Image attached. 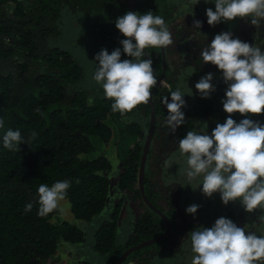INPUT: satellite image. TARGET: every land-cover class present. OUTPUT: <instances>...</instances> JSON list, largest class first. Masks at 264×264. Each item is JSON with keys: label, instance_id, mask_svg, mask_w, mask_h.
Instances as JSON below:
<instances>
[{"label": "trees", "instance_id": "obj_1", "mask_svg": "<svg viewBox=\"0 0 264 264\" xmlns=\"http://www.w3.org/2000/svg\"><path fill=\"white\" fill-rule=\"evenodd\" d=\"M130 8L140 14L151 11L167 25L180 13L173 0H0V119L4 121V128H0V264H48L67 255L75 264H95V260L76 262V258L84 255L67 251L83 243L85 231L91 227L89 244L96 253L93 258H102L99 264H115L128 248L165 233L166 223L145 205L138 185L150 104L142 103L123 116L112 112L113 101L104 96L103 89L86 87L80 60L57 44L62 33L61 16L66 10L91 18L94 33L100 41L108 43L109 53L120 48L121 60L131 59L123 53L120 44L126 37L115 27L117 18ZM192 9L191 27H194L193 21H200L201 15L195 7ZM171 33L173 44L145 49L143 57L152 59L157 78L150 98L155 109L150 145L151 148L154 144V148L146 171L149 148L144 171V194L155 209L159 208L155 202L160 193L166 194L165 184L171 176L164 184L156 169L159 156L170 146H177L193 130L195 121H210L213 114L225 112L221 101L227 85L221 71L203 62L194 50V37L189 36L192 42L188 44L185 34L179 40L177 33ZM169 49L178 62L184 52H194L189 53L190 61L181 64L196 66L192 70L196 79L180 87L184 94L186 87L193 92L190 97H183L186 106L181 109L188 123L178 127L175 133L165 125L168 110L161 101L168 96L171 102L170 92L187 80L182 75L186 69L182 73L171 70ZM208 73L214 74L211 83L216 90L210 97L201 98L195 84ZM159 81H164L168 88ZM233 114L236 118L243 116L238 112ZM9 128L21 132L24 144L19 145V151L3 147L2 137ZM115 145L119 151L126 147L128 152L123 161L115 159L113 167L112 161L101 153L113 150L118 157ZM112 171H116L117 190L139 199L146 210L127 222L131 232L123 234L120 242L117 233L121 204L106 211ZM62 180L70 181L66 199L61 201L67 206L66 212L59 206L48 216H39V185L51 186ZM29 203L32 209L26 212ZM221 208L222 217L231 219L234 214L231 207L227 204ZM175 224L170 221V225ZM171 227L159 241L162 245L179 235L178 226ZM144 248L129 254L122 264H145V258H133Z\"/></svg>", "mask_w": 264, "mask_h": 264}, {"label": "clouds", "instance_id": "obj_2", "mask_svg": "<svg viewBox=\"0 0 264 264\" xmlns=\"http://www.w3.org/2000/svg\"><path fill=\"white\" fill-rule=\"evenodd\" d=\"M214 3L215 11L206 9L210 26L236 18H250V23L257 26L264 20V0H214ZM193 26L199 29L202 22L194 20ZM115 27L126 37L120 44L123 53L131 59L121 60L120 48L111 53L102 49L95 56L97 66L93 79L102 87L104 96L113 101L112 112L123 116L138 105L147 104L151 89L157 85L153 61L143 58L144 50L167 48L173 44V39L165 20L151 11L145 14L128 11L117 18ZM200 58L205 64L217 66L222 73L227 88L221 102L226 113L238 112L245 117L264 113V51L261 48L233 38L231 32H221L201 50ZM213 75L208 73L195 84L201 98L210 97L216 90L211 83ZM159 83L163 85L164 81ZM170 96L171 102L168 96L161 102L168 110L165 125L175 133L186 122L181 110L186 101L180 87L171 91ZM0 128H4L2 119ZM2 141L3 147L10 151H19V145L24 144L20 130L11 128L6 130ZM179 152L186 157L183 172L189 184L195 181V189L199 188L206 197L219 193L224 205L240 201L247 212L258 207L264 210V124L250 118L237 123L229 115L223 124L217 123L211 135L195 129L188 131L179 140ZM69 187L68 180L57 181L51 186L40 184L38 215L46 217L57 210L60 202L66 199ZM199 207L190 205L186 213L194 216ZM31 209V203L25 206L26 212ZM259 220L264 223V215ZM188 236L194 254L191 264L264 261V235L253 231L246 234L245 228L225 217L218 218L210 228L191 231Z\"/></svg>", "mask_w": 264, "mask_h": 264}, {"label": "rangeland", "instance_id": "obj_3", "mask_svg": "<svg viewBox=\"0 0 264 264\" xmlns=\"http://www.w3.org/2000/svg\"><path fill=\"white\" fill-rule=\"evenodd\" d=\"M196 3L197 0H173V4L175 5L178 13H180L179 17L167 26L170 32L175 29V33L179 35V40H182V35L185 34L184 38L185 40H188L189 44L192 42L191 38L194 37V40L196 41V44L193 45L196 47L194 50L198 51L200 54L201 50L211 43L215 35L221 32H231L233 34V38H239L241 41L247 42L255 47H259L262 51H264V20H261L260 24L257 26H253L250 23V18H236L232 21L222 22L215 26H210L207 23L206 9L212 8L213 11H215L214 0H208L207 3L205 0H199V2L197 4ZM193 7H195L198 10V13L201 15L200 21L202 22V26L199 29L191 27V13L193 12ZM182 13L183 15H180ZM60 24L62 33L59 40L57 41V44L80 60L84 72V81L87 83L86 87H97L102 89V87L98 85L93 79L94 71L97 66L95 56L102 49H104V45L108 47L107 50L109 52L108 43L102 42L97 38L93 31L91 18H88L80 13L74 14L65 10L61 16ZM190 35L191 38H189ZM188 52L194 54V52ZM189 53L184 52L178 62L175 53L170 49L168 51V58L172 62L171 70L176 71L178 69L181 70L180 73H182V70L186 69L185 72L183 71L182 75L186 78L187 82L185 84V81H182L181 84H177V87H182L184 85L188 86L196 79V73L192 72L193 69H196L195 64H181L182 62L190 61ZM162 86L168 88V85L165 82ZM191 93L193 94V92L190 91L188 87H186L185 97H190L192 95ZM229 115H231V117L237 123L245 118V116L236 118L234 117V114H228L226 112L220 111L219 113L217 112L213 114L210 121H195L194 127L192 129L207 132V134L211 135V132L216 127L217 123L223 124ZM248 117L254 121H259L260 123L264 124V113L258 115L248 114ZM115 146V153L120 154L118 157L114 155L113 150L107 149L101 153V155L103 154V156L109 158L112 161L113 167L115 166V161L118 162L126 159L128 152L126 147H121V151H119L118 146ZM153 148L154 144H152L150 148L146 171H148L150 167V159L153 154ZM184 167H186V157L180 155L179 144L177 146H170L165 150V153L159 156V162L156 164V169L159 171L162 179H164V184L166 179L171 174L170 179L167 180L165 186L174 185L180 192L179 206L183 216L185 217L188 229L186 232L180 229L179 235L169 242L164 243V245H157L155 243L144 248V253L149 252V247H154V250L158 252V254L152 253L153 255L148 254L145 257L143 254V258H145V264H191L194 254L191 251V242L188 234L200 227H212L216 221L213 219H218L224 214V211L221 208V206L223 207L224 204L220 199V194L214 193L213 196L209 198L206 197L199 188L195 189L196 182L193 181L191 185L189 184L188 178L183 172ZM109 179L111 183V190L106 211H109L113 207L117 206L118 203L121 204L117 233L118 241L120 242L123 239V234L131 232L127 222L129 220L132 222L131 219L136 217V213L134 212L133 208L138 212H140L142 208L140 205L138 207L137 204L134 203V199L133 204L131 205V200L127 194L117 190V183L115 182L116 171L109 173ZM193 204L200 206L194 216L186 213V208ZM228 206L231 207V210L234 213L231 216V220L238 227L245 228L246 234L248 231H253L257 235H264V223L259 220V217L264 215V210L258 207L253 212H247L240 201L229 202ZM60 208L64 213L67 210V206L62 202H60ZM191 221H194L195 223L194 229L189 225V222ZM91 229L92 227L86 229V238L83 243L77 246L69 247V249H67V251L73 250L84 255V258H76V262H90L91 260H95V264H99V261H102V258H93L96 253L89 244L91 237V232L89 231ZM181 232L183 238H180ZM68 258H71V256H64L61 260L51 261L48 262V264H75L74 260H70ZM134 258H139V255L134 256ZM255 264H264V261H257Z\"/></svg>", "mask_w": 264, "mask_h": 264}, {"label": "flooded vegetation", "instance_id": "obj_4", "mask_svg": "<svg viewBox=\"0 0 264 264\" xmlns=\"http://www.w3.org/2000/svg\"><path fill=\"white\" fill-rule=\"evenodd\" d=\"M173 32H175V29H173ZM177 36H179V35H177ZM176 39H179V37L176 38ZM158 161H159V159H158ZM165 187H166V194L161 192L160 193V197L157 198V200L155 202L157 204V206L159 207L156 210H158L161 215L162 214L165 215V217L168 219L169 229L172 228L171 226H173V228H174L177 225L178 227H176V230H177L178 233H180L179 232L180 229L184 230V232H186V230L188 229V226L186 224L185 217L183 216V213H182L181 208L179 206L180 192L178 191V189H176V187L174 185H169V186H165ZM172 187H173V189H172ZM155 188L157 190H159V187L155 186ZM128 197L130 198L131 205H132L133 204V196L132 195H128ZM134 203L137 204L138 207L140 205L142 210H143V212H146L144 206L141 205L139 199L134 200ZM133 210L136 213V215H141L143 213L142 210L140 212H138L134 208H133ZM157 215L159 216V214H157ZM172 220L174 222H176L175 225H170V221H172ZM213 220H217V219L214 218ZM189 225L191 227H193V229L195 228V223L194 222H189ZM165 231H166V229H165ZM180 238H183L182 232H181V237ZM156 244L158 245V244H161V243H159V241H158ZM152 253H157L158 254V252H156V250H154V247H149V252L148 253H144L143 250H142V251L137 252L136 255L137 256L139 255V258H143V254H144V257H145L148 254L153 255Z\"/></svg>", "mask_w": 264, "mask_h": 264}, {"label": "water", "instance_id": "obj_5", "mask_svg": "<svg viewBox=\"0 0 264 264\" xmlns=\"http://www.w3.org/2000/svg\"><path fill=\"white\" fill-rule=\"evenodd\" d=\"M135 6V1H133V5L132 7ZM129 11H132V8H130ZM148 104H150L151 106V115H150V122H149V129H148V134L146 136L144 145H143V149H142V153H141V158H140V164H139V169H138V185H139V191L142 197V200L144 201L145 205L154 210V212H156L157 214H159V216L161 215L160 212L158 210H156L147 200L145 194H144V171H145V164H146V159H147V154L152 142V135H153V131H154V125H155V109L154 106L151 103V100H149ZM161 219L166 223V231L165 233L161 236V237H157L154 239H149L146 240L142 243H139L138 245H135L133 247L128 248L127 250H125L121 256L117 259L115 264H122V262L128 257L129 254H131L132 252L139 250L143 247H147L150 246L152 244L157 243L158 241H160L161 239L165 238L169 232V225H168V219L165 217V215H161L160 216Z\"/></svg>", "mask_w": 264, "mask_h": 264}]
</instances>
